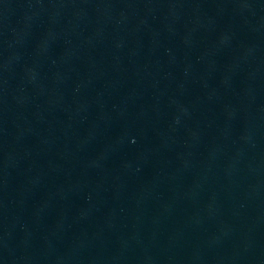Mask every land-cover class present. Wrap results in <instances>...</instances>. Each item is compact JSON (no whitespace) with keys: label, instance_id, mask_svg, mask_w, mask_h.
I'll return each mask as SVG.
<instances>
[{"label":"water","instance_id":"95a60500","mask_svg":"<svg viewBox=\"0 0 264 264\" xmlns=\"http://www.w3.org/2000/svg\"><path fill=\"white\" fill-rule=\"evenodd\" d=\"M0 264H264V0H0Z\"/></svg>","mask_w":264,"mask_h":264}]
</instances>
